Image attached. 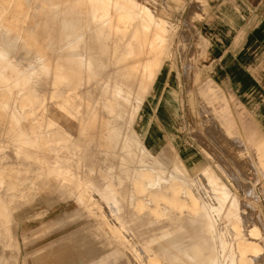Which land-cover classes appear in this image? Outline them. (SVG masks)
I'll use <instances>...</instances> for the list:
<instances>
[{"label": "bare ground", "instance_id": "obj_1", "mask_svg": "<svg viewBox=\"0 0 264 264\" xmlns=\"http://www.w3.org/2000/svg\"><path fill=\"white\" fill-rule=\"evenodd\" d=\"M170 37L141 0H0V230L17 221L15 228L31 231L43 216L33 207L67 187L77 204L73 215H104L99 198L110 219L100 221L107 228L97 225L104 235L93 236L103 239V250L89 240L75 251L60 246V264L90 261L114 243L134 248L120 230L139 226L144 264H264L261 245L249 238L258 231L247 229L220 177L203 169L209 191L198 201L192 191L205 185L185 172V148L180 155L165 146L156 152L150 134L141 139L133 127L134 104ZM169 112L160 113L167 129ZM26 210L33 212L27 223Z\"/></svg>", "mask_w": 264, "mask_h": 264}, {"label": "rangeland", "instance_id": "obj_2", "mask_svg": "<svg viewBox=\"0 0 264 264\" xmlns=\"http://www.w3.org/2000/svg\"><path fill=\"white\" fill-rule=\"evenodd\" d=\"M141 1L170 27L171 45L166 50V57L156 70L153 81L144 89L142 101L137 106L134 104L136 118L133 127L141 139H147L150 134L148 139H152L150 144L156 152L161 146H165L171 147V150L180 155L181 149L185 148V172L191 179L201 181L202 186L207 184L203 174L204 168L211 169L219 176L230 194L237 198L241 210L243 209L247 229L254 228L258 231L257 234H249V238L261 245L260 252L263 257L264 171L256 165L257 152L241 147V139H235L236 146L230 143L233 139H218V130L212 126L216 125L219 119L214 116L215 113L204 110L203 108L209 107L201 102L202 99H207L201 95V85L207 83L208 72L219 68L218 63L211 62L210 50L206 48V43L203 47L201 41L215 39L208 36L206 24L209 20L218 24V20L223 17L201 15L203 8L207 7V1ZM221 31L219 28L218 32ZM167 91L170 93L165 96ZM166 107H169V115H172V118H166L172 125L168 129L160 120V113H163ZM42 110L38 108L39 112ZM125 126L126 124L123 131H126ZM153 127L152 133L150 129ZM250 130L253 132L254 128ZM153 139H162V142L156 144ZM66 188L61 189L62 193H52L48 201L33 207L34 213L43 216L35 219L29 226L30 229L33 228L31 231L25 230L24 227L15 228L17 221L2 223L0 231L9 232H2L4 235H0V264H41L45 259L48 260L47 264H60L58 247L63 246L65 250L75 251L82 248L88 240L96 241L100 250H103L102 245L97 242L103 239L99 238L100 236L99 239H94L93 236H96L95 231L104 235L97 225L102 224V227L107 228L100 222L105 218L110 219L107 205L97 198V192L90 188V193L97 198L100 209L105 214L92 217L73 215L77 211V204L72 196L64 194ZM204 191H209L207 185L199 191L193 190L192 193L200 201ZM92 209L97 211V205L92 206ZM32 211L24 212L25 223L33 216ZM51 217L57 222L48 223ZM88 219H92L91 224ZM111 222L120 228L122 226L118 220L111 219ZM138 229L135 232L124 228L120 230L122 234L127 235L130 245H136L134 248L116 247L115 243L106 245L105 252L100 256L80 264H94L105 256L104 264H144L142 244L146 236L145 227L139 226ZM25 234L29 235L24 238ZM107 234L109 235L110 231L107 230ZM65 258L64 251L63 259Z\"/></svg>", "mask_w": 264, "mask_h": 264}, {"label": "crops", "instance_id": "obj_3", "mask_svg": "<svg viewBox=\"0 0 264 264\" xmlns=\"http://www.w3.org/2000/svg\"><path fill=\"white\" fill-rule=\"evenodd\" d=\"M200 1H207L201 15L223 17L218 24L211 20L206 24L208 36L215 39L201 41L210 50L211 62L219 67L208 72L207 83L201 85V92H207L201 93L207 98L201 102L209 107L203 109L218 117L212 126L218 130V139H233L234 146L235 139H241V147L257 152L256 165L262 168L259 159H264V0Z\"/></svg>", "mask_w": 264, "mask_h": 264}]
</instances>
